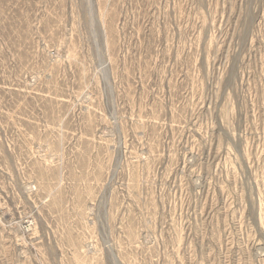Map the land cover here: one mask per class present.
Returning a JSON list of instances; mask_svg holds the SVG:
<instances>
[{"label": "rangeland", "instance_id": "rangeland-1", "mask_svg": "<svg viewBox=\"0 0 264 264\" xmlns=\"http://www.w3.org/2000/svg\"><path fill=\"white\" fill-rule=\"evenodd\" d=\"M0 264H264V0H0Z\"/></svg>", "mask_w": 264, "mask_h": 264}]
</instances>
